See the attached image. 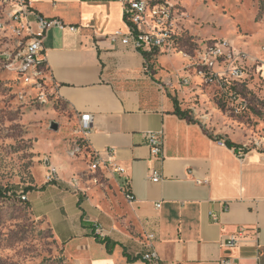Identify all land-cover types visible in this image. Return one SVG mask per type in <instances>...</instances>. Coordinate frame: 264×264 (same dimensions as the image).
I'll return each instance as SVG.
<instances>
[{
  "label": "crops",
  "instance_id": "obj_1",
  "mask_svg": "<svg viewBox=\"0 0 264 264\" xmlns=\"http://www.w3.org/2000/svg\"><path fill=\"white\" fill-rule=\"evenodd\" d=\"M167 1L187 14L185 53L147 55L111 39L128 30L122 0H31L41 14L66 25L48 29L43 38L49 99L25 106L19 120L35 155L34 188L22 194L69 264H146L136 257L147 233L155 235L161 258L173 264H220L225 257L231 264H264V150L240 148L241 156L220 143L245 145L253 133L226 125L210 91L200 85L195 61L199 45L221 38L209 24L220 16L227 24L223 37L234 48L264 56L255 44L264 37V18L245 36L224 13L222 0ZM71 25L80 28L73 31ZM188 40H195L196 51L186 49ZM88 113L91 149L104 154L113 148L111 165L123 167V174L111 175L105 164L91 171L90 155L69 154L82 134L80 117ZM160 130L161 160L153 157L146 137ZM53 167L57 178L47 182ZM152 167L162 172L161 182L149 179ZM239 227L246 229V242L226 245Z\"/></svg>",
  "mask_w": 264,
  "mask_h": 264
},
{
  "label": "built area",
  "instance_id": "obj_2",
  "mask_svg": "<svg viewBox=\"0 0 264 264\" xmlns=\"http://www.w3.org/2000/svg\"><path fill=\"white\" fill-rule=\"evenodd\" d=\"M122 1L128 30L126 32L117 31L109 35L111 39H120L123 44L132 45L134 49L147 55L173 51L185 53L182 47V38L185 30L183 22L187 18V14L177 4L167 0ZM35 25L37 31L34 29ZM65 25L64 21L59 18H48L41 14L33 7L31 0H0V41L7 43L13 40V47L0 51V57L5 68L22 75L30 85L45 90L41 96L43 102H47L49 99V92L46 93V89L48 91L46 80L50 70L46 60L42 57L44 53L43 38L48 29ZM79 28L76 25L70 26L73 31H77ZM197 49L199 51L195 60L196 66L199 68L197 75L206 86L205 88L223 81V77L228 83L232 81L237 84L244 83L249 71L260 64L263 65L262 71L264 72V60L251 58L249 52L234 48L228 40L214 39L202 46L199 45ZM251 61L253 63H250ZM223 62L227 69L224 71L226 73L224 75L223 70H215V65ZM228 71L230 75H227ZM184 82L190 83L188 79ZM229 110L231 109L229 108ZM91 121V114L81 115L78 131L82 134L72 141L69 154L72 157L79 154L90 155L92 158L91 171H98L101 169V165L105 164L111 175L123 174L125 172L123 167L111 165L110 159L115 152L113 148L106 149L104 154L91 149L89 141ZM146 137L153 157L161 160L163 158L164 132L162 130L150 131L146 133ZM220 143L227 145L225 141H220ZM241 149L264 150V127L260 133H253L249 142ZM240 151L237 150L241 156H244L245 153ZM46 178L47 182L55 181L57 169L50 168ZM149 179L161 182L163 174L158 168L152 167L149 170ZM73 182L74 185L78 184L76 179H73ZM21 198L27 200L25 194H22ZM127 198L132 200L133 195L127 192ZM159 206L160 204L157 205V207ZM211 216L215 221L219 219L215 213H212ZM246 239V229L239 227L237 234L229 236L225 244L230 247L238 246L246 242ZM136 258L143 260L146 264H173L164 261L159 255L155 247L153 233L146 234L144 249ZM231 259L230 257L221 258L220 264H231Z\"/></svg>",
  "mask_w": 264,
  "mask_h": 264
},
{
  "label": "rangeland",
  "instance_id": "obj_3",
  "mask_svg": "<svg viewBox=\"0 0 264 264\" xmlns=\"http://www.w3.org/2000/svg\"><path fill=\"white\" fill-rule=\"evenodd\" d=\"M222 1L227 6L224 13L230 14L236 21L239 34L250 36L256 29V23L264 18V0ZM209 24L215 32L222 33L214 35L221 37L216 40H228L233 45L230 39L223 37V29L227 28V24L223 23L222 16ZM188 35L190 39H194ZM0 43L2 45L0 51L13 47V40ZM187 44L186 49L189 52L196 51L195 40H188ZM255 44L261 46L263 51L264 37L256 39ZM249 54L253 59L264 60V56L250 52ZM218 64L215 65V70H223V75L226 74L224 72L227 70L226 64L224 62ZM262 67L260 64L249 71L244 83L237 84L233 81L228 83L223 77V81L207 87L211 100L218 108V113L223 116L226 125L247 128L250 135L260 133L264 127ZM3 71L12 73L5 68L0 57V189L4 191L3 196L0 195V264H69L49 226L37 219L27 200L21 198L22 192L27 187H33L32 184L35 182L33 170L35 155L32 142L25 138L19 120L23 116L25 106L41 103L42 92L45 90L30 85L16 72H13V75L7 73L9 77L3 76ZM227 75H230L229 71ZM200 85L206 87L202 81ZM236 264H258V260L240 259Z\"/></svg>",
  "mask_w": 264,
  "mask_h": 264
},
{
  "label": "trees",
  "instance_id": "obj_4",
  "mask_svg": "<svg viewBox=\"0 0 264 264\" xmlns=\"http://www.w3.org/2000/svg\"><path fill=\"white\" fill-rule=\"evenodd\" d=\"M176 112H177L179 115L187 116V113H186V112H183V111L180 109V107H178V108L176 109ZM227 145H228L229 147H231V148H235L236 150H239L240 148L243 147V145H238V144H236V143H233L232 141H227ZM33 188H34V187H31V186H30V187H27L24 191H25V192H28V191L32 190ZM3 194H4V191H3L2 189H0V195L3 196ZM95 229H96V227H95ZM95 236H96V238H97L98 240H100L101 242H105V243H107V245L109 244V239H107V238H101L100 235L97 234V233H95Z\"/></svg>",
  "mask_w": 264,
  "mask_h": 264
}]
</instances>
